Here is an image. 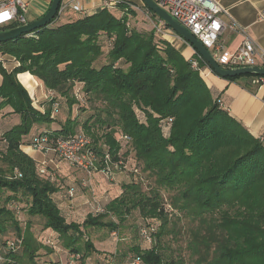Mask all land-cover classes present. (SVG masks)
Instances as JSON below:
<instances>
[{
	"label": "trees",
	"instance_id": "trees-1",
	"mask_svg": "<svg viewBox=\"0 0 264 264\" xmlns=\"http://www.w3.org/2000/svg\"><path fill=\"white\" fill-rule=\"evenodd\" d=\"M135 6L122 0L61 22L66 12L47 28L0 44V61H16L11 72L0 65V109L9 107L4 116L21 120L11 128L0 120V264H38V257L59 248L69 254L59 264H186L163 243L170 234L185 238L192 264H264V142L213 97L192 68L195 59L207 68L200 56L188 60L154 27L145 29L139 18L144 11ZM26 73L54 94L44 110L34 107L18 80ZM76 107L83 118L74 116ZM36 126L47 130L34 134ZM84 132L95 155L93 174L114 167L131 177L104 206L105 214L91 212L79 223L68 193L82 188L87 172L61 161L41 174L23 147L47 135L54 148L59 139ZM63 168L79 177L70 181ZM143 175L153 181L149 187ZM66 201L67 213L61 207ZM134 211L146 221L141 238L151 231L154 245L122 251L117 243L114 251H99L92 233L107 230L103 237L110 238ZM150 219L160 225L151 227ZM37 224L47 238L35 237ZM20 239L15 250L9 248Z\"/></svg>",
	"mask_w": 264,
	"mask_h": 264
},
{
	"label": "built area",
	"instance_id": "built-area-1",
	"mask_svg": "<svg viewBox=\"0 0 264 264\" xmlns=\"http://www.w3.org/2000/svg\"><path fill=\"white\" fill-rule=\"evenodd\" d=\"M105 7L114 8L122 3V0H104ZM156 5L167 11L172 17H174L182 26L190 31L210 52L215 61L221 68L226 70H238L245 68H261L264 69V50L261 49L248 35L247 29L239 25L236 20L231 16L228 9H226L219 1L216 0H153ZM143 7H145L143 5ZM30 8V2L26 0H5L0 4V31L6 29L14 24H18V27L27 25V13ZM137 11H144L146 15H150L154 19L150 11L140 6H135ZM74 11L84 15L81 7L72 2L69 5H61L58 12V19L67 11ZM6 14V15H5ZM157 18V21L153 20V27L157 35L167 38L175 35V32L169 28L165 21ZM264 19V15L260 17ZM228 20V21H227ZM226 30H231L239 33L243 36V42L241 46L234 52L224 51V47L220 43V37ZM31 37H37L36 34H31ZM174 37V36H173ZM180 40H182L179 37ZM185 42V41H184ZM186 43V42H185ZM201 58V57H200ZM202 59V58H201ZM203 60V59H202ZM204 61V60H203ZM205 62V61H204ZM206 63V62H205ZM207 68L205 70L212 69L206 63ZM192 68L195 71H199L201 74L205 71L200 68L199 60L192 62ZM213 72V71H212ZM250 85L258 89H264V76H252L250 79ZM38 85V84H37ZM53 98V92H48L46 99ZM59 104H55L53 108V116L58 114ZM124 141H130V138L123 137ZM49 138L47 135H40L34 139L30 148L43 155H54L60 161L69 163L70 165L80 168L87 172V177L82 181V188L89 189L92 195V199L95 205V213L105 214L106 209L97 201V194L92 187V177L95 155L92 151V145L89 138L85 136L71 138V139H59L54 148H48ZM106 163L109 162L110 157L106 156ZM108 165V164H107ZM41 174H46L47 165L46 162L40 164ZM109 167L104 171V176L113 181L112 170ZM126 169V168H125ZM76 192L70 190L68 193V199L71 205V209L75 207L74 199L76 198ZM151 231H142L144 240L151 243ZM22 240H18L15 243H10L9 248L15 250L16 244H21ZM50 244V242H48Z\"/></svg>",
	"mask_w": 264,
	"mask_h": 264
},
{
	"label": "crops",
	"instance_id": "crops-1",
	"mask_svg": "<svg viewBox=\"0 0 264 264\" xmlns=\"http://www.w3.org/2000/svg\"><path fill=\"white\" fill-rule=\"evenodd\" d=\"M5 1L1 0L0 4ZM30 2V8L26 15L27 23H33L40 18H42L49 11L52 0H26ZM130 3L135 4L136 6H143L142 0H124ZM219 1L222 6L229 10L231 16L236 20V22L242 27L247 29L248 35L250 38L261 48L264 50V19H260L261 16L264 15V0H216ZM77 3L85 15H91L95 13L98 9L105 8L104 0H62V5H69L70 3ZM83 16L81 13H76L74 11H67V13L61 18V22H66L70 18H78L80 19ZM228 21V20H227ZM10 28L2 29L1 31H8ZM243 42V36L237 32L226 30L223 35L220 37V43L224 47V51L226 52H234L236 51ZM172 43V42H171ZM186 44L185 42H183ZM173 44V43H172ZM176 47L181 50L182 54L186 59L192 60L195 57V50L190 45H176ZM12 65V64H10ZM24 75V76H23ZM26 74H21L18 76L19 82L23 85V87L27 90L30 97L34 100V107L39 110H44L46 107V97L48 91L44 88V86L37 81L32 75L31 78L34 79V88L33 91L30 92L24 85L23 81L20 79L21 76L27 77ZM202 78L206 82L208 88L211 90V93L214 98H218L221 101V106L227 110V112L238 120L244 127H246L249 132L255 137L259 138L264 142V89H258L254 86L250 85V79L252 76H241L237 77L234 80L224 79L219 77L214 72L210 70H205L201 74ZM31 79H26L25 82H30ZM2 82V78H1ZM0 82V84H1ZM38 84V85H37ZM32 86L33 83L30 82ZM11 112L9 107L0 109V120L6 122V125H18L20 123V117L17 118L16 115L10 114L7 116V113ZM17 118L16 124H12L13 118ZM10 120V121H9ZM56 127L55 125H52ZM47 130L43 126L34 127V134L38 133V131ZM3 131V130H2ZM0 131V132H2ZM23 151L31 156L34 160H36L39 164H42L46 161L42 160L40 156L29 147L24 146ZM58 160L53 157L49 163L46 162L47 167L50 169H55L61 166ZM51 164V165H50ZM53 164V165H52ZM62 170V169H61ZM60 170V171H61ZM62 172L69 178V180L79 177V175L74 174V172L67 171L63 168ZM73 173V174H71ZM70 180V181H71ZM128 183L127 177L124 178ZM113 185V184H112ZM81 189H78L76 193L77 198L74 200L75 205L78 203L80 205L84 204L86 199L83 193H81ZM62 198V194L60 193ZM117 197V196H116ZM115 197V198H116ZM79 205V206H80ZM64 207L65 212H68V202H63L62 206ZM82 207V206H81ZM76 220L78 214L72 213ZM81 218V217H80ZM85 219V217H84ZM84 219H81L83 222ZM47 235L54 237L55 235L52 232H45ZM93 242L95 247L99 251H114L116 247H110L113 245L109 242L111 238L115 234H112L110 238H105L103 236L104 233H96L95 231L92 233ZM46 254L45 250H42L40 254ZM67 251H63L62 248L54 251L53 254H49L45 257H38L36 261L38 264H55L56 262L65 263L67 260ZM48 262V263H47Z\"/></svg>",
	"mask_w": 264,
	"mask_h": 264
},
{
	"label": "rangeland",
	"instance_id": "rangeland-1",
	"mask_svg": "<svg viewBox=\"0 0 264 264\" xmlns=\"http://www.w3.org/2000/svg\"><path fill=\"white\" fill-rule=\"evenodd\" d=\"M119 13H121V12H119ZM143 14L139 15V18H141V20L146 21V22L145 21L142 22V24L145 26V29H147V30L153 29V20L157 21V18L155 16H153L154 17V19H153V18H151L150 15L148 16L145 13H143ZM173 36L167 37L164 39L168 40L169 42H172L174 46L182 45V44L184 46L188 45L187 43L184 44L183 43L184 40H180L179 36L176 33ZM14 60L15 59L13 57L4 56L3 59L0 61V65L6 71L11 72L13 66H15V64H16V61H14ZM10 64H12V65H10ZM30 75L31 74L27 73V75H26L27 77H23L24 76L23 75L20 77V79L25 83V86L28 89V91L32 92L33 88H34V82H33L34 79L31 78ZM1 78H2V76L0 75V82H1ZM26 79H31L30 82H32L33 85L31 86L30 82H25ZM1 84H2V82H1ZM64 108H65V113H66L67 106L65 104H64ZM75 111L76 112H75L74 116H76L78 114L79 116L82 115L81 118L84 117L83 112H81V110L78 109L77 107L75 108ZM137 114H138V117L143 121L144 120L143 114L140 111H138ZM17 118H19V117L17 116ZM17 118L14 117L13 121ZM0 123L2 124L1 121H0ZM12 124H16V121H14ZM11 126H13V125H7L4 128H11ZM79 131H82V129H79ZM165 131L167 132V130H165ZM83 135L90 138V136L86 132H84ZM35 153L37 154V156L41 157L42 160H40V161H46L47 163H49L50 160L53 159V157H54V155H51V154L50 155H43V154H40L38 152H35ZM57 162L61 163V161H57ZM63 165H64V163H63ZM66 170H68V169H66ZM111 170H112L113 177L115 178L113 181H109L101 173L93 174V177L91 180V183L93 185L92 187H94L96 194H97V201H99V203L102 206L107 205L116 196L119 197L122 193L123 184L127 183L126 180H124V178L127 177L128 181H129V178L131 177L130 176L131 172L128 173L127 170L122 171V170L114 168V167ZM143 176H144L143 180H145V185L148 186L151 183L150 181H152V180L147 175H146V177H145V175H143ZM152 183H153V181H152ZM152 186H153V184H152ZM81 190H82L81 193L84 194L85 199H86L85 203L82 205L77 203L75 205V207L72 210H70L72 213L78 214L77 217L79 218L78 219L79 221H81V219H84V217H86L87 214H89L91 212H95V209H96L90 190L89 189L88 190L83 189V188H81ZM75 194L77 196V194H80V193H75ZM74 204H75V202H74ZM109 219L111 221L117 222L116 218H114V217H111ZM109 219H107V220H109ZM21 220L22 221L27 220L26 214L21 215ZM148 221H149L148 223L150 225L154 224L153 226H151L153 228L155 227V225H156V227L158 225H160V221H158V220L150 219ZM145 222L146 221L139 215V213L137 211H134L133 214L127 218V221L125 222L124 226L121 227L119 231L115 232V235L113 236V238H111L109 240V242L113 244L110 247H113V248L117 247L118 246L117 243H118L119 246L121 247L122 251H124V250L127 251L129 248H131L133 246H140L142 249L151 248L154 245L155 239L153 240V243H149L147 241L145 242L140 236V228L145 225ZM33 230H34V235L38 240H41L40 237H43V236L46 237L45 234L43 233V229H42V226L40 224L35 225ZM108 232L109 231L105 230L104 233H108ZM181 238H182L181 235L175 236L174 234H170L164 238L163 243H165V245H167L169 247V249H168L169 251L174 252L173 255H174L175 259H178V257L181 256V258H183L187 261L186 264H192L191 262H189L190 256H189V252L187 251V248H186L185 238H183V239H181ZM41 254H42V256L45 255L43 253H41ZM66 255H67V260L69 261V254H66ZM56 264H59V262H56ZM123 264H126V263L124 262Z\"/></svg>",
	"mask_w": 264,
	"mask_h": 264
},
{
	"label": "water",
	"instance_id": "water-1",
	"mask_svg": "<svg viewBox=\"0 0 264 264\" xmlns=\"http://www.w3.org/2000/svg\"><path fill=\"white\" fill-rule=\"evenodd\" d=\"M142 2L143 5L149 9V11L161 20L165 21L169 28H171L182 40L190 45L219 77L227 79L241 76H264V69L258 67L238 70H226L221 68L207 48L167 11L156 5L153 0H142ZM61 5L62 0H52L49 11L39 20L22 27L12 28L8 31H0V44L9 43L19 37L53 25L56 21Z\"/></svg>",
	"mask_w": 264,
	"mask_h": 264
},
{
	"label": "bare ground",
	"instance_id": "bare-ground-1",
	"mask_svg": "<svg viewBox=\"0 0 264 264\" xmlns=\"http://www.w3.org/2000/svg\"><path fill=\"white\" fill-rule=\"evenodd\" d=\"M29 74V73H28ZM24 83V82H23ZM24 85H25V83H24Z\"/></svg>",
	"mask_w": 264,
	"mask_h": 264
},
{
	"label": "snow or ice",
	"instance_id": "snow-or-ice-1",
	"mask_svg": "<svg viewBox=\"0 0 264 264\" xmlns=\"http://www.w3.org/2000/svg\"><path fill=\"white\" fill-rule=\"evenodd\" d=\"M6 15V14H5Z\"/></svg>",
	"mask_w": 264,
	"mask_h": 264
}]
</instances>
